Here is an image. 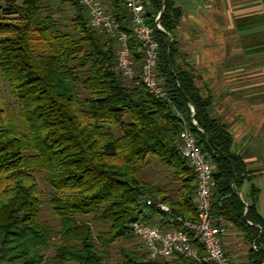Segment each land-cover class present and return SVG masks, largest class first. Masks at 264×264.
Returning <instances> with one entry per match:
<instances>
[{"label": "trees", "instance_id": "1", "mask_svg": "<svg viewBox=\"0 0 264 264\" xmlns=\"http://www.w3.org/2000/svg\"><path fill=\"white\" fill-rule=\"evenodd\" d=\"M65 2L74 10L72 31L63 29L50 0H0V71L20 106L17 114L6 107L0 90V264H110L115 244L134 243V222L168 225L156 204L196 218V176L179 149L185 123L214 166L215 224L240 230L253 264H264L259 192L253 189L246 216L236 190L249 172L233 151L228 126L212 116V98L178 64L175 34L182 13L174 0H167L162 29L156 22L163 0L146 2L147 22L160 46L165 100L144 86V55L134 39L138 70L131 80L118 70L116 42L89 26L78 0ZM110 3L128 29L124 0ZM151 158L170 173V189L141 177ZM37 174L52 189L48 202L56 227L42 217ZM119 255L120 264H199L179 256L147 262L143 244L120 247Z\"/></svg>", "mask_w": 264, "mask_h": 264}, {"label": "crops", "instance_id": "2", "mask_svg": "<svg viewBox=\"0 0 264 264\" xmlns=\"http://www.w3.org/2000/svg\"><path fill=\"white\" fill-rule=\"evenodd\" d=\"M110 10V0H101ZM181 11L175 38L178 64L192 73L212 116L227 125L233 151L249 172L243 198L258 190L264 220V0H174ZM222 242L232 264H253L246 236L223 224Z\"/></svg>", "mask_w": 264, "mask_h": 264}, {"label": "built area", "instance_id": "3", "mask_svg": "<svg viewBox=\"0 0 264 264\" xmlns=\"http://www.w3.org/2000/svg\"><path fill=\"white\" fill-rule=\"evenodd\" d=\"M78 1L85 10L89 26L116 42L117 67L122 75L131 80L137 75L138 67L131 47V39H134L138 44V51L144 55L140 69L144 86L154 97L168 99V91L163 86L158 71L160 46L154 37V28L148 25L146 18L147 0H124L130 20L128 29L123 27L101 0ZM156 26L162 29L157 22ZM179 149L196 176V218L177 215L168 205L158 203L156 207L165 213L168 225L137 221L132 224V233L144 245L147 262L179 256L199 264H232L223 247L224 229L215 224L212 215V194L216 186L214 166L187 123L180 133ZM147 204L154 205L152 200H148ZM175 224L180 227H175ZM253 249L257 250L255 244Z\"/></svg>", "mask_w": 264, "mask_h": 264}, {"label": "rangeland", "instance_id": "4", "mask_svg": "<svg viewBox=\"0 0 264 264\" xmlns=\"http://www.w3.org/2000/svg\"><path fill=\"white\" fill-rule=\"evenodd\" d=\"M52 3V6L54 7V11L57 13L56 16L58 20L61 22V25L64 27L63 29L65 31L71 30V24L70 21L74 15V10L70 3L65 2L66 0H50ZM72 31V30H71ZM0 90L2 92L3 102L6 107H12L15 111V113L20 112V106L18 105V101L16 97L13 95L12 90L10 86L5 82V80L2 77L1 71H0ZM151 163L150 166L144 170L139 171L142 178L150 181V182H157L160 184L161 187L169 189L171 188L169 185L171 184V175L166 170V168L161 165L156 158L150 159ZM37 181L42 189L43 192V219L49 221L53 226H57L58 220L56 219L54 213L52 212V209L49 205L50 199H51V192L52 189L45 183L44 180V174H37L36 175ZM244 191H241V194L243 195ZM100 225V224H99ZM134 245L141 246L142 244L138 239L135 238L134 243L130 241H120L117 244L114 245L112 248V261L110 264H120V255L119 250L120 247H133ZM5 264V263H2Z\"/></svg>", "mask_w": 264, "mask_h": 264}, {"label": "water", "instance_id": "5", "mask_svg": "<svg viewBox=\"0 0 264 264\" xmlns=\"http://www.w3.org/2000/svg\"><path fill=\"white\" fill-rule=\"evenodd\" d=\"M167 9V0H163V7H162V10L158 16V20H157V24L160 25V19L161 17L163 16V14L165 13ZM161 26V25H160ZM171 43V41H170ZM192 106V104H191ZM193 108V112H195V108L192 106ZM194 125L198 127L197 123L195 122L194 120ZM236 194L240 197V199L242 200V202L245 204V206L247 207V211H246V216H247V213H248V203L244 200L242 194H241V191L239 189L236 190Z\"/></svg>", "mask_w": 264, "mask_h": 264}]
</instances>
